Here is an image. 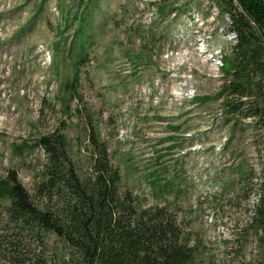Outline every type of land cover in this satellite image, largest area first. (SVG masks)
Wrapping results in <instances>:
<instances>
[{
    "label": "rangeland",
    "instance_id": "rangeland-1",
    "mask_svg": "<svg viewBox=\"0 0 264 264\" xmlns=\"http://www.w3.org/2000/svg\"><path fill=\"white\" fill-rule=\"evenodd\" d=\"M166 1L163 19L151 0H0V179L15 172L37 205L56 208L37 190L47 161L37 142L60 130L86 170L93 126L135 202L165 207L211 264H259L251 208L264 133L219 96L235 36L207 0ZM6 226V248L15 242L26 262L73 264L54 234L17 239Z\"/></svg>",
    "mask_w": 264,
    "mask_h": 264
},
{
    "label": "trees",
    "instance_id": "trees-1",
    "mask_svg": "<svg viewBox=\"0 0 264 264\" xmlns=\"http://www.w3.org/2000/svg\"><path fill=\"white\" fill-rule=\"evenodd\" d=\"M160 16H167L166 0H151ZM206 4V3H205ZM217 9L219 22L235 36L231 56L222 58L225 81L219 96L229 115L252 119L264 133V0H207ZM178 7V6H177ZM184 7V8H183ZM188 6L174 8V13ZM201 15L209 17L206 12ZM81 59L72 81L65 84L72 100L78 96ZM87 169L72 157L67 136L60 130L43 134L37 145L47 156L38 192L56 208L37 205L15 172L0 179V225L19 239L24 233L54 234L75 252L73 264H211L215 258L187 235L165 207H143L123 190L121 173L110 159L107 145L95 128H88ZM264 155V134H263ZM264 172V165H263ZM263 194L251 208L258 231L264 232ZM0 231V264H36L18 255L15 242L6 248ZM264 264V256L259 260Z\"/></svg>",
    "mask_w": 264,
    "mask_h": 264
}]
</instances>
